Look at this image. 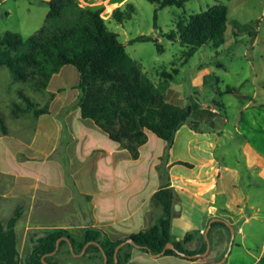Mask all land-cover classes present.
Returning <instances> with one entry per match:
<instances>
[{"label":"rangeland","instance_id":"374dc122","mask_svg":"<svg viewBox=\"0 0 264 264\" xmlns=\"http://www.w3.org/2000/svg\"><path fill=\"white\" fill-rule=\"evenodd\" d=\"M78 1L81 5L104 4L105 9L102 16L106 18L108 27L119 34V39L125 44L127 51L141 64L143 71L154 83L159 84L161 81V70L178 69L175 80L170 82V86L166 90L167 99L182 106H191L192 114L187 123L197 122L200 130L211 131L212 120L216 125L219 124L226 128V135L223 136L221 145L216 148V155L222 156L226 163L234 165L242 159L238 140H243L245 136L253 139L258 146L264 149V0H188L182 7L176 5L160 7L158 3L149 0H128L135 5L136 12L132 18L121 23L109 17L110 14H108L118 6L114 4L116 0H103L99 3H95L94 0ZM220 2L227 4L229 9L226 41L223 44L214 46L208 43L190 54L188 53L189 46L180 40L172 41L164 35L165 32L176 28L178 20L188 17L192 12L208 9ZM123 6L125 7V5ZM48 10V4L42 0H1L0 32L11 30L29 36L43 26ZM156 13L157 18L155 19ZM140 35L153 36L163 45L164 50L160 51L154 40L134 41ZM53 76L51 90L56 87H64L66 91L61 94L63 96L61 98H64L66 93L69 94L67 102L71 118L75 119L78 97L72 87L78 84L79 72L77 68L68 64ZM243 76L249 80L254 78L253 81H247L245 91L238 93L226 91V86L236 84ZM11 81L12 77L8 69L1 67V85L6 87ZM12 83L11 92L0 93L3 95L0 108L5 114L10 131L15 135L27 136L31 139L30 136L35 131L34 125L37 124L39 130L38 140L32 142L31 146L14 145L10 142L6 144L18 151V158L32 157L30 160L23 159V161L35 166L31 177L34 180L38 178L40 185L62 187L46 191L47 194L56 197L63 191V188H70L76 205L82 210H86L89 202L82 189L92 187L95 181L102 176L101 172L106 169H120L122 165H125L143 169L151 174V177L156 175L157 170L153 167L152 157L165 141L152 131H149L148 146L142 149L141 158L136 160L120 143L113 141L93 120L79 117L78 121L86 131L89 128L88 124H93L92 126L97 131L95 135L94 132L89 131L88 134L91 137L86 140L85 147L95 145L100 148V151H98L99 149L89 151L88 148L79 146L81 141L73 142L70 126L67 124H64L60 137L55 143L56 146L52 149L55 139L52 137L46 139L44 135L46 124L51 120L50 115H44L40 120H36L37 118L31 114L13 118L9 113L6 105L17 98L15 89L25 87L23 83ZM255 88L257 95L254 97L253 104L242 110L241 103L253 98ZM76 89L78 90L77 87ZM26 91L40 104H45L54 97L51 91L33 92L27 88ZM57 102L50 104L53 113L59 106V100ZM209 104L215 106L219 110V114L210 117L199 116L197 107ZM78 112H80L79 109ZM236 124H239V132L235 127ZM89 152L91 153L89 154ZM54 163L60 165L59 169H53ZM157 168L162 172V179L165 181L167 169L163 165L157 166ZM47 171L52 172L54 176L50 178ZM23 183L28 187L36 184V182ZM154 183L156 182L152 181L149 186ZM9 184L13 185V181L0 176V194L8 190ZM176 200L177 198H175ZM25 202V197H17L11 201L0 203V220L6 222L18 206H21V217H24L22 215L25 210ZM34 206L37 204L34 203ZM25 207L29 209L28 205ZM45 229H47L46 226L33 231L29 230L27 233L26 225L21 223L19 247L23 253L22 258L31 242L30 236L41 233ZM129 247L133 246L129 245ZM61 253V258L72 259V254L68 253L66 249ZM73 260V264H92L91 261L83 257L73 258Z\"/></svg>","mask_w":264,"mask_h":264},{"label":"crops","instance_id":"0c3cea01","mask_svg":"<svg viewBox=\"0 0 264 264\" xmlns=\"http://www.w3.org/2000/svg\"><path fill=\"white\" fill-rule=\"evenodd\" d=\"M100 1L103 0H94L95 3ZM126 1L116 0L114 4L123 5ZM53 77L45 91H51L54 94V97L49 100V106L52 103H58V100L59 106L54 113L50 107V113L42 114L36 119L40 120L44 115L51 116L46 128L44 127V135L46 139L50 137L55 139L52 149L56 146L55 143L60 137L64 124H67L70 126L73 142L81 141L80 147L88 148L89 151L93 149L100 151V148L95 145L85 147L86 140L91 137L88 133L97 134L96 128L92 126L93 124H88L90 130L88 128L86 131L80 125L78 118L82 116L78 112V109L80 110L78 105L75 119L71 118L67 102L69 94L66 93L64 98H61L63 97L61 94L66 91L64 87L51 90ZM248 80L244 76L241 77L236 84L232 85L235 86L233 93L245 91ZM72 88L79 97L80 91L76 89V85ZM256 95L255 88L253 98L241 103L242 110L253 104ZM197 111L201 117L219 114V110L210 104L199 105ZM212 125L211 131H204L199 129V124L186 122L176 132L171 145L164 140L165 143L154 152L152 157L153 167L157 170L154 177L143 169L125 165H122L120 169L111 168L101 172L102 176L92 187L82 189L89 202L86 210L76 205L70 188H63L56 197L47 194L46 191L62 187L40 185L38 178L34 180L31 177L35 166L25 161L32 157L18 158V151L6 144L10 142L14 145L31 146L32 142L38 140L37 124L34 125L35 131L30 136L31 139L27 136L15 135L10 129L8 134L0 133V176L13 181V185L9 184L8 190L0 194V203L25 197V206H29V209L24 206L22 215L24 217L20 215L16 224L20 255L23 256L19 247L21 223L26 225L27 233L29 230L33 231L45 226L46 228L65 227L72 235H77L75 237L77 240H82L85 228L95 227L103 230L104 237L112 240H126L131 233L152 225L158 219L162 209L152 202L151 197L162 185L170 183L177 198L174 202L171 233L176 240H179L188 231H198L196 237L187 246L202 254L194 257L181 253L153 254L141 246L126 242L121 246L125 252L129 253L125 264H264V149L253 139L245 136L243 140H238L242 159L230 165L222 156L216 155V148L221 145L223 136L226 135V128L216 125L214 120ZM235 127L239 132V124ZM149 139L148 131V141ZM148 141L141 146L140 155L136 160L141 158L142 149L148 146ZM161 165L167 169L165 181L162 179V172L157 168ZM59 166L58 163H54L53 169H59ZM47 173L50 178L54 176L52 172L47 171ZM152 181L156 183L149 186ZM23 182H36V184L28 187ZM37 199L38 202H36ZM34 203L37 206H34ZM176 204H179L178 208ZM216 221L223 223L215 224ZM206 234L210 241L209 249H207ZM204 240L207 242V248L205 251H199ZM128 243L133 247L130 248ZM31 244V242L28 244L24 255L30 251ZM81 251L77 252L78 254L72 252V259L62 257L65 259L64 264H73V258L82 257L91 261L92 264H107L105 256L104 261L99 257L92 259L85 254L86 251L84 253Z\"/></svg>","mask_w":264,"mask_h":264},{"label":"trees","instance_id":"16d2710c","mask_svg":"<svg viewBox=\"0 0 264 264\" xmlns=\"http://www.w3.org/2000/svg\"><path fill=\"white\" fill-rule=\"evenodd\" d=\"M42 1L48 4L49 10L45 23L36 32L29 36L11 30L0 32V68L6 67L12 77L6 87L0 82V93L11 92L12 82L25 85L15 89L17 98L6 105L11 116L18 118L31 114L38 118L50 113L49 101L40 104L26 88L33 92L45 91L52 76L64 65L70 64L79 72L76 87L80 91L78 106L81 116L93 120L113 141L127 149L132 158L139 157L141 146L148 141V131L171 145L176 132L188 122L192 114L191 106L179 105L166 97V90L170 82L175 80L178 69L161 70V81L159 84L154 83L143 71L141 64L127 51L119 34L108 27L106 18L102 16L104 4L81 5L78 0ZM149 1L158 3L160 7H182L188 0ZM123 5L114 7L109 17L120 23L132 18L136 12L135 5L128 0ZM228 10V5L220 2L208 9L192 12L188 17L178 20L176 28L164 35L172 41L180 40L189 46L190 54L208 43L219 46L226 41ZM136 40H154L157 48L164 50L163 45L153 36L140 35ZM234 89L235 86H226L228 92ZM0 132L4 135L9 133L1 108ZM175 198L170 183L158 188L151 200L161 207L160 216L152 225L128 237L152 253L161 252L169 241L187 256L198 253L187 246L198 231H188L179 240L171 233ZM20 215L21 207L18 206L6 222L0 220V264H64L65 259L60 257V253L64 249L72 253L67 239L60 241L56 253H49L55 250L57 240L65 236L70 238L75 252L81 251L91 240L100 242L108 257L107 264H115L116 247L125 240L104 237L103 230L95 227L85 228L82 240H77L68 228H47L30 236V251L22 258L16 231ZM206 248L207 242L204 240L199 251H205ZM164 253L179 254L174 248H167ZM85 254L92 259L99 257L104 261L103 251L95 243L88 245ZM128 257L129 253L121 247L118 251V264H125Z\"/></svg>","mask_w":264,"mask_h":264},{"label":"water","instance_id":"95a60500","mask_svg":"<svg viewBox=\"0 0 264 264\" xmlns=\"http://www.w3.org/2000/svg\"><path fill=\"white\" fill-rule=\"evenodd\" d=\"M176 207L178 208V207H179V204H176ZM209 226H210V225H209ZM232 232H233V229H232ZM206 235H207V240H208V248H207V249H209V248H210V241H209V238H208V234H206ZM63 238L67 239V240L70 242V246H71V250H72V252H73L74 254H78L77 252L74 251L73 244H72V242L70 241V238L67 237V236H65V237H60V238L57 240V245H56L55 250L52 251V252L49 253V254H54V253H56V251H57L58 248H59L60 241H61ZM126 242H130V243H133L134 245L140 246V245H138V244L135 242V240H134L133 238H130V237H128V238H127L126 240H124L123 242H121V243L116 247V250H115V260H116L115 264H118V251H119V249L121 248V246H122L124 243H126ZM91 243H95V244H97V245L100 246V248L102 249V251H103V253H104L105 261L107 262V261H108V257H107V255H106V253L104 252V249H103L102 245H101L100 242H98V241H93V240H91V241L87 242V243L83 246V249H82L81 253H84V252L86 251V248L88 247V245L91 244ZM167 248H174V249L177 250V252H179V253H181V254H183V255H186L184 252H181L180 250H178V249L174 246V244L172 243V241L167 242V244L165 245L164 249H163L161 252H159V253H163V252H165V250H166ZM153 254H156V253H153ZM201 254H202V253H196V254H192V255H189V256H190V257H194V256L201 255ZM46 263H47V262H46ZM47 264H49V263H47Z\"/></svg>","mask_w":264,"mask_h":264}]
</instances>
